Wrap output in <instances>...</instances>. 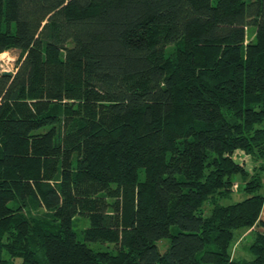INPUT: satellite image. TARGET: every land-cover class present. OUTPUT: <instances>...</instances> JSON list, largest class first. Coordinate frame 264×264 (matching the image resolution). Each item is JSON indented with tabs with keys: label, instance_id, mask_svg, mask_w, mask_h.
Returning <instances> with one entry per match:
<instances>
[{
	"label": "trees",
	"instance_id": "obj_1",
	"mask_svg": "<svg viewBox=\"0 0 264 264\" xmlns=\"http://www.w3.org/2000/svg\"><path fill=\"white\" fill-rule=\"evenodd\" d=\"M10 50L0 264H264L230 252L264 230V0H0Z\"/></svg>",
	"mask_w": 264,
	"mask_h": 264
},
{
	"label": "rangeland",
	"instance_id": "obj_2",
	"mask_svg": "<svg viewBox=\"0 0 264 264\" xmlns=\"http://www.w3.org/2000/svg\"><path fill=\"white\" fill-rule=\"evenodd\" d=\"M171 51L170 46L167 48L166 51V55H168ZM19 55V51L18 50H10L7 51L3 54L0 55V73L2 71H6L9 73H13L15 71V63H16V59ZM233 159L237 162L238 166L241 168H244L246 171H248L249 173L251 172L254 164L250 158L249 155H246L244 152H239L236 151L233 153ZM139 179L143 180L144 179V175H143V171L141 170L139 173ZM236 183L233 184L234 188H233V194L231 195L230 199L228 200L227 203H231V202H236V201H240L243 198L246 197L245 194H243L241 192V190H239V188H241V184H240V178L237 177L236 178ZM264 181V179H263ZM264 194V191L262 192ZM264 207V205H263ZM42 214V211L36 212L33 215L36 216H40ZM261 220L264 221V208L263 211L261 213ZM88 227V223L87 220L84 219L83 217H77L74 220L73 223V230L75 231V233L77 234V238L79 241H83L84 240V235H83V231ZM176 230L175 227H172V231L174 232ZM257 231H261L264 232V230L261 227L258 226H253L252 228H248V229H242L240 231L237 232L236 234V238H235V242L232 246L231 249V256L235 261H248V260H252L253 259V255L249 252L248 247L249 245L253 242L254 240V232ZM88 247H90L91 249L97 250V251H109V252H114L111 246L108 245H102L99 243H89V242H85ZM169 244V239H163L161 241H159L157 243V246L160 250V252L165 251V249L167 248Z\"/></svg>",
	"mask_w": 264,
	"mask_h": 264
},
{
	"label": "water",
	"instance_id": "obj_3",
	"mask_svg": "<svg viewBox=\"0 0 264 264\" xmlns=\"http://www.w3.org/2000/svg\"><path fill=\"white\" fill-rule=\"evenodd\" d=\"M10 73L9 72H6V71H2L1 72V75H3V76H6V75H9Z\"/></svg>",
	"mask_w": 264,
	"mask_h": 264
}]
</instances>
